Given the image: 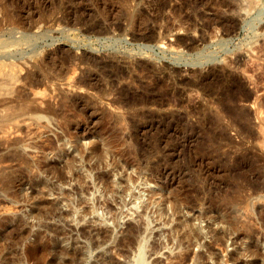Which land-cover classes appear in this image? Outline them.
Segmentation results:
<instances>
[{
	"label": "rangeland",
	"instance_id": "obj_1",
	"mask_svg": "<svg viewBox=\"0 0 264 264\" xmlns=\"http://www.w3.org/2000/svg\"><path fill=\"white\" fill-rule=\"evenodd\" d=\"M146 217L148 264H264V0H0V264Z\"/></svg>",
	"mask_w": 264,
	"mask_h": 264
},
{
	"label": "bare ground",
	"instance_id": "obj_2",
	"mask_svg": "<svg viewBox=\"0 0 264 264\" xmlns=\"http://www.w3.org/2000/svg\"><path fill=\"white\" fill-rule=\"evenodd\" d=\"M38 81V80H37ZM246 99V98H245ZM247 101H248V99H246ZM246 102V101H245ZM33 106V105H32ZM35 106V105H34ZM48 107V106H47ZM28 108V107H27ZM32 108V107H31ZM30 108V109H31ZM26 109V108H25ZM50 109V108H49ZM32 110V112L35 110V109H31ZM37 110H39V109H37ZM46 110H48V108L46 109ZM51 111H52V109H50ZM50 110L48 111V112H50ZM28 111V110H27ZM30 112V111H29ZM46 111H44V113H45ZM47 113V112H46ZM48 114V113H47ZM102 155V154H101ZM101 157V156H100ZM99 157V158H100ZM104 157V156H103ZM69 164V163H68ZM68 166V165H67ZM69 167V166H68ZM70 168V167H69ZM125 182L126 183H130L131 182V179L129 178V177H126L125 178ZM125 183V185H127ZM111 184H113V183H111ZM115 184V183H114ZM115 185H117V184H115ZM127 186H129V185H127ZM117 188H119L118 186H116ZM126 187V186H125ZM126 189H128L127 187H126ZM118 190V189H117ZM120 191H122V193L125 191L124 190V188L122 187V190H120ZM126 193V192H125ZM94 209H92V211H93ZM173 210V209H172ZM91 211V212H92ZM94 212V211H93ZM92 212V213H93ZM148 217H146L143 221H142V226L140 227V226H130V225H128L127 226V230H126V234H125V238L127 239V241H128V244L130 243H133L134 241L133 240H137V245H136V249H135V254H134V257H133V262H134V264H148V261H147V247H149L148 246V239H149V226H150V220H149V218L147 219ZM186 223V222H185ZM182 224V223H181ZM184 224V223H183ZM182 224V225H183ZM177 226V225H176ZM184 226V229L185 228H187L188 226H186V225H183ZM182 226V227H183ZM179 227V226H178ZM181 227V228H182ZM183 229V228H182ZM184 229H183V231H184ZM188 229V228H187ZM177 231V230H176ZM182 231V230H181ZM188 230H186V231H184V233H185V235H187V237H188V232H187ZM183 233V234H184ZM191 233V232H190ZM182 234V233H181ZM192 234V233H191ZM184 235V236H185ZM190 235V234H189ZM183 236V237H184ZM185 238V237H184ZM188 239V238H187ZM190 239V238H189ZM135 240V241H136ZM133 241V242H132Z\"/></svg>",
	"mask_w": 264,
	"mask_h": 264
},
{
	"label": "water",
	"instance_id": "obj_3",
	"mask_svg": "<svg viewBox=\"0 0 264 264\" xmlns=\"http://www.w3.org/2000/svg\"><path fill=\"white\" fill-rule=\"evenodd\" d=\"M240 30V29H239ZM238 32V28H236L233 32H232V34H236ZM158 36L156 35V33L154 32L151 36H149L148 38H147V41L149 42V43H155L156 41H157V38ZM155 48V47H154ZM186 80V79H185ZM187 82H189V83H191L192 84V82H191V80H186ZM130 264H134V262H132L131 261V263Z\"/></svg>",
	"mask_w": 264,
	"mask_h": 264
}]
</instances>
